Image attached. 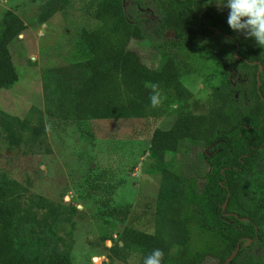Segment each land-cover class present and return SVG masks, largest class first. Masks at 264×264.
<instances>
[{"label": "trees", "instance_id": "1", "mask_svg": "<svg viewBox=\"0 0 264 264\" xmlns=\"http://www.w3.org/2000/svg\"><path fill=\"white\" fill-rule=\"evenodd\" d=\"M67 2L56 0L52 6V0H47L38 20L44 23ZM134 2L138 8L145 6L142 0ZM153 2L162 11L160 26L174 32L187 61L211 54L220 60V80L211 88L214 102L209 110L195 113L191 108L192 92L182 82L183 75L191 71L183 69L186 60L181 61L182 66L164 51L156 67L151 68L129 48L131 39H143L140 21L150 19L149 12L127 16L123 0L85 1L84 9L94 24L70 35L73 69L77 72L70 73L69 83L57 86L54 110L62 118L76 121L130 116L158 121L169 117L168 128L154 127L149 136L150 159L161 152L173 154L184 144L205 147L215 143L209 149L212 154L203 153L207 169L202 175L177 180L166 168L159 170L175 179L164 184L153 203L132 207L135 212L131 215L127 213L131 206L122 209L108 204L109 187L90 184V194L105 207L99 214L125 222L122 240L138 250L142 260L158 248L163 252L162 264H206L207 259L214 264H264V183L255 186L259 195L252 204H248L243 188L244 175L252 173L264 156V48L255 41L239 39L226 23L228 14L211 0ZM26 28L14 11L3 14L0 89L10 88L17 79L10 44ZM213 35H224V46L216 43L210 49L201 44L200 37ZM153 84L164 97L156 108L149 100ZM43 129L41 124L33 132L39 134ZM14 190L10 181L0 184V264H74L68 251L45 255L43 245L32 247L35 240L30 235L25 238L31 242L29 246L19 242V220L8 198ZM150 211L172 228L169 234L178 241L173 251L163 249L159 229L137 226V214Z\"/></svg>", "mask_w": 264, "mask_h": 264}, {"label": "rangeland", "instance_id": "2", "mask_svg": "<svg viewBox=\"0 0 264 264\" xmlns=\"http://www.w3.org/2000/svg\"><path fill=\"white\" fill-rule=\"evenodd\" d=\"M85 1L68 0L41 23L39 10L47 0H0V25L8 10L27 25L10 44L17 79L10 88L0 89V184L10 181L15 185L8 198L19 220L18 240L25 246L31 243L25 241L30 235L35 240L32 247L43 245L45 255L68 251L74 264H143L141 253L122 240L125 222L99 214L105 207L90 194L91 185L109 187L108 204L122 209L131 206L127 212L131 215L136 205L153 203L164 184L174 177L202 175L207 169L203 153L212 154V145L184 144L173 154L161 152L150 159L149 136L154 127L168 128L169 117L158 121L137 116L76 121L55 112L57 86L69 83L70 73L77 72L73 69L70 35L94 24L84 9ZM55 2L52 0V6ZM142 3L145 6L138 8L134 0H123L127 16L149 12L150 19L140 21L143 39H131L129 48L151 68L156 67L164 51L179 62L186 60L174 32L160 26L161 8L153 0ZM220 10L228 14L227 9ZM236 35L254 42L242 33ZM199 40L212 49L216 43L224 46L226 38L213 35ZM185 62L183 69L191 71L183 75L182 82L192 92L191 108L195 113L207 112L214 102L210 92L219 84L222 64L212 54ZM41 124L43 131L35 134L33 128ZM163 168L174 177L162 175L159 170ZM263 183L264 156L252 173L244 175L248 204L259 195L255 186ZM137 215L141 229L162 232L164 250L177 248V238L169 234L172 228L159 215L153 211ZM206 264L214 261L207 259Z\"/></svg>", "mask_w": 264, "mask_h": 264}, {"label": "clouds", "instance_id": "3", "mask_svg": "<svg viewBox=\"0 0 264 264\" xmlns=\"http://www.w3.org/2000/svg\"><path fill=\"white\" fill-rule=\"evenodd\" d=\"M215 4L218 10H228L226 23L233 32L254 39L256 45L264 48V0H215ZM163 99L158 85H151V107L161 106ZM162 259L163 252L157 248L144 257L143 264H162Z\"/></svg>", "mask_w": 264, "mask_h": 264}, {"label": "water", "instance_id": "4", "mask_svg": "<svg viewBox=\"0 0 264 264\" xmlns=\"http://www.w3.org/2000/svg\"><path fill=\"white\" fill-rule=\"evenodd\" d=\"M213 144H215V143H212L211 145H213Z\"/></svg>", "mask_w": 264, "mask_h": 264}]
</instances>
